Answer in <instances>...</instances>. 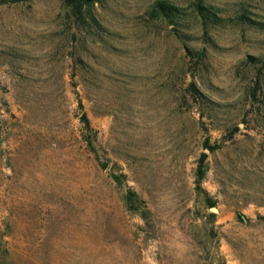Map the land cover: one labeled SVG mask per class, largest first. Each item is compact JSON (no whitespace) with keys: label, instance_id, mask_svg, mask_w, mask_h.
I'll return each instance as SVG.
<instances>
[{"label":"rangeland","instance_id":"1","mask_svg":"<svg viewBox=\"0 0 264 264\" xmlns=\"http://www.w3.org/2000/svg\"><path fill=\"white\" fill-rule=\"evenodd\" d=\"M153 1L0 0V264H264V0Z\"/></svg>","mask_w":264,"mask_h":264},{"label":"trees","instance_id":"2","mask_svg":"<svg viewBox=\"0 0 264 264\" xmlns=\"http://www.w3.org/2000/svg\"><path fill=\"white\" fill-rule=\"evenodd\" d=\"M5 1H11L15 2L18 0H1V2ZM91 0H62L63 4L69 9L71 15L74 17V20L79 25L83 26L84 28L91 27L95 29H99V23L97 20L89 13L88 11V5ZM193 12L198 17L199 23L202 27V29H206V26L212 25V24H218L224 19L222 17H219L216 14V9L213 6L203 4L200 0H196L193 3ZM148 15L151 18H160L167 20L168 22L174 24L178 22L180 19L183 18L184 12L179 7L172 3H170L167 0H154L148 11ZM239 20L245 21L250 26L256 28L257 30H260L264 32V21L263 20H256L251 19L247 17L244 12H240L237 16ZM87 19V20H86ZM191 88H193V85L190 84ZM193 91L194 88H193ZM78 108L82 107V104L80 100H78L77 103ZM262 118V121H264V114L260 115ZM80 122L82 124V138L87 146V148L94 154L95 158L98 159L97 152L95 149V141H96V131L91 126L88 118L86 117L84 112H81L79 115ZM237 127H234L233 130H235ZM202 144L204 145V149H206L208 152H212L213 150L220 147V144L214 143V144H208L207 139H204L202 141ZM206 157V152L202 151L198 157V164L195 168L194 174V181H195V188L197 190H200V182L204 177L205 174V167H203L202 162ZM124 177L123 173L113 174L112 179L116 183H120L122 178ZM142 203L139 196L131 189H126L124 195H123V204L124 206L131 212L138 214L141 218H145V214L142 211H139V206ZM204 205L214 206V202L209 197L203 198ZM209 214L213 216V212L210 211Z\"/></svg>","mask_w":264,"mask_h":264},{"label":"water","instance_id":"3","mask_svg":"<svg viewBox=\"0 0 264 264\" xmlns=\"http://www.w3.org/2000/svg\"><path fill=\"white\" fill-rule=\"evenodd\" d=\"M209 210L212 211V212H216V208L214 206H210Z\"/></svg>","mask_w":264,"mask_h":264}]
</instances>
